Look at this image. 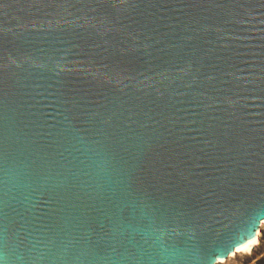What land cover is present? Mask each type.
I'll return each mask as SVG.
<instances>
[{"label":"water","instance_id":"water-1","mask_svg":"<svg viewBox=\"0 0 264 264\" xmlns=\"http://www.w3.org/2000/svg\"><path fill=\"white\" fill-rule=\"evenodd\" d=\"M262 221L264 0H0V250L217 264Z\"/></svg>","mask_w":264,"mask_h":264},{"label":"clouds","instance_id":"clouds-1","mask_svg":"<svg viewBox=\"0 0 264 264\" xmlns=\"http://www.w3.org/2000/svg\"><path fill=\"white\" fill-rule=\"evenodd\" d=\"M130 236L139 241L138 252L149 250L157 264H175L179 255L167 243L165 232L152 225L132 227ZM0 264H92L87 237L75 230L30 240L20 244L6 239L0 250Z\"/></svg>","mask_w":264,"mask_h":264},{"label":"bare ground","instance_id":"bare-ground-1","mask_svg":"<svg viewBox=\"0 0 264 264\" xmlns=\"http://www.w3.org/2000/svg\"><path fill=\"white\" fill-rule=\"evenodd\" d=\"M264 264V221L253 239L238 246L226 259L217 264Z\"/></svg>","mask_w":264,"mask_h":264},{"label":"rangeland","instance_id":"rangeland-1","mask_svg":"<svg viewBox=\"0 0 264 264\" xmlns=\"http://www.w3.org/2000/svg\"><path fill=\"white\" fill-rule=\"evenodd\" d=\"M240 264H242L241 262H240ZM260 264V263H259Z\"/></svg>","mask_w":264,"mask_h":264}]
</instances>
